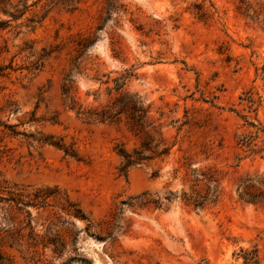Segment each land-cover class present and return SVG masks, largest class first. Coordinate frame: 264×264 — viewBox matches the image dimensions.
<instances>
[{"label": "rangeland", "instance_id": "374dc122", "mask_svg": "<svg viewBox=\"0 0 264 264\" xmlns=\"http://www.w3.org/2000/svg\"><path fill=\"white\" fill-rule=\"evenodd\" d=\"M1 1L0 264H264V0ZM120 85L171 148L127 177Z\"/></svg>", "mask_w": 264, "mask_h": 264}, {"label": "trees", "instance_id": "16d2710c", "mask_svg": "<svg viewBox=\"0 0 264 264\" xmlns=\"http://www.w3.org/2000/svg\"><path fill=\"white\" fill-rule=\"evenodd\" d=\"M53 2H56V4H61L65 7H69L70 9H75L80 0H53ZM1 3L5 4L6 2L5 0H2ZM4 12L7 13V10H4ZM11 16L14 19L18 18V16L14 14H12ZM6 25V21H0L1 29H3ZM121 88V85L118 86V88H116V91L120 93ZM65 94H70L69 87L66 88ZM72 103L73 107H75L76 104L74 100H72ZM78 113L101 120V122H116L119 119L120 115L125 114L128 116L131 122V126L136 129L138 133H142L145 135V137L142 139L141 146L139 148H135L133 151H128L122 143L116 145L115 150L121 158V164L118 168L119 174L121 176L127 177L132 168L142 166L155 159L166 158L170 154L171 148L165 146V144H163L161 141L152 146V143L155 141V139L153 134L151 133V130L156 132V128L150 121L149 108L143 107V102L138 94L120 93L101 111L94 110L87 112L80 106L78 107ZM52 145L58 147L61 150H64L66 155H69L73 158L78 157L75 150L71 147H66L57 142L52 143ZM154 175H157V172H155ZM56 193V191H40L38 192V194H36L35 199H42L45 203V200H47L48 198L52 196L56 197ZM8 200L15 201L17 205H33L32 202L23 203L19 198L17 200ZM75 216L80 219H87L81 209L76 210Z\"/></svg>", "mask_w": 264, "mask_h": 264}]
</instances>
